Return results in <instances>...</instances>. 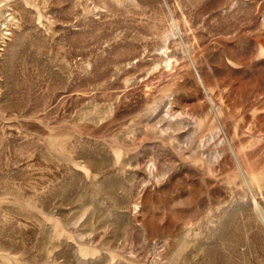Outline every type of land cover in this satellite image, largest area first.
Here are the masks:
<instances>
[{
  "label": "rangeland",
  "instance_id": "obj_1",
  "mask_svg": "<svg viewBox=\"0 0 264 264\" xmlns=\"http://www.w3.org/2000/svg\"><path fill=\"white\" fill-rule=\"evenodd\" d=\"M0 264H264V0H0Z\"/></svg>",
  "mask_w": 264,
  "mask_h": 264
}]
</instances>
